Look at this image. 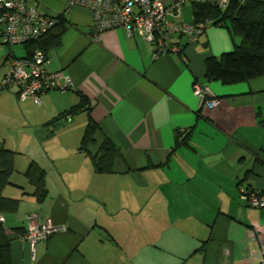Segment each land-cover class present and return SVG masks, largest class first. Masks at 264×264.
<instances>
[{"label": "crops", "instance_id": "crops-1", "mask_svg": "<svg viewBox=\"0 0 264 264\" xmlns=\"http://www.w3.org/2000/svg\"><path fill=\"white\" fill-rule=\"evenodd\" d=\"M36 1L66 24L48 67L70 86L42 94L40 104L20 101L18 86L2 81L9 58L31 50L0 34V150L16 152L3 192L20 199L17 212L2 214L13 264H264V208L242 199L247 189L264 192V75L206 78V60L234 48L231 30L213 25L191 44L176 35L184 55L155 56L123 27L97 38L85 7ZM195 10L186 4L183 19ZM196 81L209 84L216 107L201 106ZM82 97L85 109L71 114ZM106 141L118 152L111 171L99 172ZM32 160L47 173L42 202L25 175ZM30 213L60 229L32 245L17 230Z\"/></svg>", "mask_w": 264, "mask_h": 264}, {"label": "built area", "instance_id": "built-area-1", "mask_svg": "<svg viewBox=\"0 0 264 264\" xmlns=\"http://www.w3.org/2000/svg\"><path fill=\"white\" fill-rule=\"evenodd\" d=\"M233 0H67L65 11L85 7L91 11L93 30L97 38L107 29L123 27L129 36L138 35L154 46L155 56L176 51L184 55V45L174 41L175 36H185L189 44L197 42L211 26L209 18L184 20L186 4L202 3L225 9ZM244 1V0H242ZM59 15L43 12L36 0H0L1 40L10 45L35 43L58 22ZM49 52L36 47L26 57L12 56L2 85L4 89L18 86L20 101L33 99L42 102V94L59 89L67 91L70 79L61 81L60 75L49 69ZM194 93L202 107L214 108L219 104L209 84L196 81ZM242 199L250 206L264 208V192L255 189L242 191ZM5 218L0 214V223ZM24 239L32 245L47 240L60 227L51 218L41 220L37 213L26 219Z\"/></svg>", "mask_w": 264, "mask_h": 264}, {"label": "trees", "instance_id": "trees-1", "mask_svg": "<svg viewBox=\"0 0 264 264\" xmlns=\"http://www.w3.org/2000/svg\"><path fill=\"white\" fill-rule=\"evenodd\" d=\"M194 19L209 18L213 25L227 26L234 39V48L219 57L211 56L206 60L207 81H221L225 84L249 81L264 75V1L263 0H233L227 8L195 4ZM66 24L61 16L50 31L35 43L26 44L30 47V55L36 47L49 52L59 44L60 37ZM86 98L82 97L80 103L70 109L74 114L85 109ZM95 125L90 121L84 140V148L92 140ZM118 150L109 141L101 147L97 156L96 166L99 172H109L112 159ZM16 152L0 150V214L17 212L20 199L4 195V188L11 183L10 177L14 171ZM25 175L34 185V194L39 202L48 195L47 173L40 164L32 160L29 162ZM263 192V191H261ZM247 203V202H246ZM248 204V203H247ZM249 205V204H248ZM250 206V205H249ZM22 233L23 229L17 228ZM11 233L4 223H0V264H13L11 254Z\"/></svg>", "mask_w": 264, "mask_h": 264}, {"label": "rangeland", "instance_id": "rangeland-1", "mask_svg": "<svg viewBox=\"0 0 264 264\" xmlns=\"http://www.w3.org/2000/svg\"><path fill=\"white\" fill-rule=\"evenodd\" d=\"M23 54V51L17 52V56H21Z\"/></svg>", "mask_w": 264, "mask_h": 264}]
</instances>
